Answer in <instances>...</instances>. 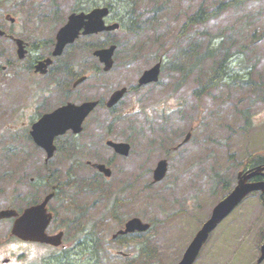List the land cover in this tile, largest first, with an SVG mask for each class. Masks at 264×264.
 <instances>
[{
	"label": "rangeland",
	"instance_id": "1",
	"mask_svg": "<svg viewBox=\"0 0 264 264\" xmlns=\"http://www.w3.org/2000/svg\"><path fill=\"white\" fill-rule=\"evenodd\" d=\"M107 1L97 0L100 3ZM146 1L132 0L142 12L146 9ZM220 1L167 2L171 9L161 13L166 15L165 19L159 20L157 35L153 36V39H159L142 48L126 50L129 47L125 41L133 36L125 26L98 39H81L68 47L54 64L69 59L73 73H85L89 77L78 88L72 89V83L79 77L72 76L63 94L57 98L46 97V104L54 105L60 100L81 103L89 98L107 99L115 89L130 88L113 111L101 106L88 117L79 136L66 138L71 140L69 144L63 141L64 149L72 151L73 157L61 150V163L50 169L55 159L50 163L45 161L47 155L29 139L30 125L23 121L25 114L32 113L36 102H42L43 98L35 93L37 89L32 82L38 81L37 87H43L47 81L33 73L20 72L18 68L30 65L34 56L41 52L44 56L51 52L52 45H43V42L55 41L76 2L77 6L96 2L0 0V22H4L6 14H11L18 17L21 29L26 27L23 18L32 15V2H38L40 6L43 2L48 12L55 11L58 6L61 10L59 15L39 27L31 23L27 31L22 29L19 36H24L30 43L29 48L32 45V53L33 45L42 42V48L32 57L30 52L24 60L17 59L12 41L0 40V209L23 208L58 186L59 193L51 202L52 208L57 210V219L51 229L67 224L66 247L75 243L76 234L81 230L92 232L101 241L97 242L101 247L94 250L74 249V252L85 254L70 255L67 260L50 251L43 258V248H37L32 258L23 256L20 259L17 254L16 258L20 260L14 261L15 256H11L10 251H24L25 247L17 243L0 244V264L5 256H11L12 261L8 264H23L25 260L30 264H176L182 258L215 204L235 186L242 167L251 157L264 156V0L249 1L241 12L232 9L207 23L183 28L188 15L201 6L212 10ZM118 3L112 13L115 20L127 17L121 10L130 6L127 0H118ZM247 11L261 13L260 20L250 31L242 28ZM217 33H225L223 47L197 64L185 81L184 73L167 64L157 84L134 87L142 71L157 60L172 61L179 43L191 42L202 51L211 45L220 47L221 39L215 37ZM116 41L125 44L116 50L112 70L107 73L99 70L101 63L92 55L95 44L107 46ZM90 42L94 43L92 50L86 46ZM227 52L228 66L224 68L223 80L203 92L202 85L213 76L214 67ZM196 61L195 55V59H185L184 64L189 68L195 66ZM10 62L17 68H10ZM1 65H8V68L2 70ZM169 110L171 113L166 114ZM37 117L31 114L30 118ZM189 131L190 140L176 149ZM107 139L130 141V155H117L106 145ZM22 148L28 153L26 159V154L20 155ZM166 157L169 160L167 175L154 182L153 171L159 160ZM87 161L109 162L112 176L105 179L96 174ZM68 169L74 180L65 184L64 171ZM85 180H98L99 183L91 185V191L79 193ZM228 182L231 189L228 185L225 187ZM116 199L119 203L114 210ZM135 216L153 223V227L142 235L113 239L112 234L121 224ZM10 225L9 220L0 221V241L8 236ZM263 242L264 204L254 192L212 232L195 264H256ZM120 250L129 255L124 258L116 253Z\"/></svg>",
	"mask_w": 264,
	"mask_h": 264
},
{
	"label": "water",
	"instance_id": "2",
	"mask_svg": "<svg viewBox=\"0 0 264 264\" xmlns=\"http://www.w3.org/2000/svg\"><path fill=\"white\" fill-rule=\"evenodd\" d=\"M104 12L107 9H102ZM102 10H95L92 14L84 16L83 14H74L71 16L70 21L65 25L57 35V45L54 51V54H60L63 51V48L68 42H72L78 36L80 29L86 27L84 33H89L93 31H99L104 28H115L117 25L104 26L103 21L101 20L102 15L98 14ZM93 18L90 22H85V17ZM100 17V20L98 19ZM97 18V19H94ZM0 34L2 32L0 31ZM116 46L113 45L109 48L96 50L95 54L100 57V60L103 61L106 66L105 69L108 70L113 65V54ZM25 51L20 48L19 56L24 57ZM44 64L40 63L38 69L42 70ZM160 72V64L152 67L145 71L144 75L141 77V83H147L158 79ZM124 89L116 91L108 102L109 106L114 105L119 101L123 96ZM96 102H87L81 106H76L69 104L65 107L59 108L52 114L47 115L41 121L35 124L34 131L32 132L36 141L46 148L51 155L54 147L52 146V137L53 134L46 135L44 130H53L56 132H64L67 128L71 127L75 131H81L82 122L85 117L90 113L94 108ZM57 129V130H56ZM48 136V137H47ZM113 145L119 153L128 154L130 145L128 143H114L112 141L108 142ZM96 166L105 171L106 174H110V169L106 168L105 165L96 164ZM167 169L166 160H162L157 169L155 170V180H161ZM264 174V166H257L253 169H250L245 172H240L238 175V182L234 189L220 200L213 209L211 217L203 224L201 229L197 232L193 241L188 246L187 250L184 253L182 260L178 264H193L195 259L198 256V253L202 246L207 241L210 233L217 227V225L228 216L232 210L252 191L260 190L264 194V179L252 181L251 179L255 176ZM50 199V195L40 204L34 205L26 208L23 213L20 215L16 210L6 209L0 211V219L6 217L16 216V220L13 226V234L31 240L38 241H48L53 244H59L61 242V236H47L45 233V227L48 221V214L46 211V203ZM150 227V223L143 222L140 218H133L126 223L125 230H121L120 233L134 232L136 230L145 231ZM264 259V245L262 246V255L259 258L258 262H261Z\"/></svg>",
	"mask_w": 264,
	"mask_h": 264
},
{
	"label": "trees",
	"instance_id": "3",
	"mask_svg": "<svg viewBox=\"0 0 264 264\" xmlns=\"http://www.w3.org/2000/svg\"><path fill=\"white\" fill-rule=\"evenodd\" d=\"M127 1H128V4L130 6L126 7V9H127V12L130 14V16L128 18V22H126V25H125L126 28L128 27V29L131 32L133 31L134 35H136V38L138 40L142 39L144 43L153 40V36L155 38L157 35V23L148 21V23L136 24L137 23L136 19L137 18L150 17L151 19L158 20L157 16H158V14H160V12L162 11L163 6L165 4H162L161 5L162 7L159 6V4L153 5L152 8L149 9L151 14L149 13V10H146V12L144 10V13H143L144 17H142L138 13L137 5H135L132 2V0H127ZM164 1L167 2L169 0H164ZM249 1H252V0H221L219 2V4L217 5V7L212 9V10L204 9V7L201 6L199 10H197L196 12H193L192 14L187 16V18L185 19V25L183 26V28H185L187 26V28L189 29L190 27H192L195 24L207 23V22L211 21L212 19L219 17L223 12H227V11L232 10V9H235V12H241V11H243V9L245 8V6L247 5V3ZM147 2H148V0L146 1V4H145L146 6H148V4H149V2L148 3ZM145 5H144V7H145ZM146 8L148 9V7H146ZM260 15H261L260 12H252V11L245 12L242 28L245 29L246 31H250L253 28V24L255 22L258 23V21L260 20ZM145 19H149V18H145ZM146 28L148 30L145 31ZM182 31L184 32V29H182ZM220 34L221 33L215 34L216 38L221 39L220 40V47H218L216 45H211V46H208L203 51H202V49L197 50V45L196 44L193 45V44H191V42H189V43L187 42L185 44L179 43L177 45V49H176L175 54H174V59L172 61H169L168 64H172L174 70H180L182 73H184V80L183 81H185L187 76L193 71V69L197 66V64H200L205 58L207 59L210 55L217 54L218 51L223 47L225 33H223L221 35ZM158 39H155V40H158ZM138 40H136V42ZM0 43H1V41H0ZM211 44H212V42H211ZM195 55L197 56V61H196L195 66H191L188 68V66H186V64H184L185 59H188V58L195 59ZM228 58H229V52H227L226 57L223 58L214 67L213 76L209 79V81L202 85V91L203 92L209 86H213L216 84V82L223 80V75H224V73H226V71H224V68L228 63ZM190 63H191V60H190ZM260 163H264V156L258 155V156H256V158L251 157L249 159L248 164L245 165V168H248V167H251L253 165L260 164ZM262 178H264V177H257L256 179H262ZM229 183L230 182H228L225 187H227V185ZM229 187L230 186L228 185L227 188H229ZM229 189H231V188H229ZM228 191H230V190H228ZM78 240L79 241H90V238L88 235H85L82 237L79 236ZM93 240L98 241L99 239L97 237H94ZM63 257L66 260L68 259V252L65 250L63 252Z\"/></svg>",
	"mask_w": 264,
	"mask_h": 264
},
{
	"label": "flooded vegetation",
	"instance_id": "4",
	"mask_svg": "<svg viewBox=\"0 0 264 264\" xmlns=\"http://www.w3.org/2000/svg\"><path fill=\"white\" fill-rule=\"evenodd\" d=\"M75 6H77V2L75 3ZM68 16L66 17L67 20H68ZM48 20H49L48 17L26 18V24L29 25L30 22H32V21H34V22H47ZM9 22L10 23L7 26H5V28L8 29L9 32H8V35H6L4 38L2 37L3 41L7 42V41L11 40V41L16 42L15 41L16 37H20L18 35L21 33L20 32V26H19L20 24L18 23V21L16 19H14L12 22L11 21H9ZM27 29L28 28H26L25 30H27ZM88 36H91V35H88ZM33 47L35 50L39 49L38 44L33 45ZM30 48L32 50V45L30 46ZM51 54H52V50H51V52H48L47 54H45L47 56H44V54H42V53L37 54L36 56H34V59L31 63L32 65L30 67H32V66L34 67L38 61H40L41 59H44L45 57L50 56ZM61 56L54 57V61L61 58ZM65 62H68V60H66ZM63 63L64 62H62V64H61V61H60V64H58V65L54 64V65L49 66L48 71L44 74H41V73L36 72L34 70L31 71V69L30 70L25 69L26 72L33 73V75L37 76V78H40V79L46 78V81H47L45 86L43 85V87H37V85L40 84V82H38V81L32 82V84L34 85L33 87L37 89V91L35 93L40 94L43 98H42V102H36V105H34V107L32 108V113L25 114L26 116L24 117L23 121H26L30 125V129L28 131L29 134H30V131H31V128H32L34 122H36L38 119H40V117L44 116L45 114L53 112L62 104L61 100L57 104H54V105L46 104L44 101H45L46 97H48V96L49 97L52 96L54 98H57L60 94H63L64 88L67 87L69 81L71 80L70 78H68L66 76L64 77ZM48 79H50V82H48ZM46 105H47V108L45 109ZM42 108H44V110H42ZM31 114H36L38 116L37 117L38 119L36 118L37 120L36 119L32 120L30 118ZM69 134L72 135L71 132H68L65 136L56 135V137L54 139V143L56 144L57 148L54 152V155L50 158L46 157V159H45V161L48 163L53 162L54 159H55V162L52 163L50 166L48 164L44 163L45 168H47V166H49L51 169L52 165H54V164L57 165V164L61 163V161H62V159H61L62 155H60L61 150H62L63 154H64V152H66V153L72 152V151H68L66 148L64 149V145H63V139L64 138L76 137L75 135L69 136ZM32 142L34 143L33 139H32ZM38 148L46 154V150L44 148H41V147H38ZM72 157H73V154H70V158H72ZM49 167L47 169H49ZM58 167H60V165ZM60 230H62V229L61 228L57 229L51 233H56ZM25 244H27V250H29L28 254H30V255L32 254L33 249H37V247H35L37 245L49 247V248L54 249V250L62 248V246L54 247V246L49 245V244H42V243L39 244L36 242H26Z\"/></svg>",
	"mask_w": 264,
	"mask_h": 264
},
{
	"label": "bare ground",
	"instance_id": "5",
	"mask_svg": "<svg viewBox=\"0 0 264 264\" xmlns=\"http://www.w3.org/2000/svg\"><path fill=\"white\" fill-rule=\"evenodd\" d=\"M162 7V6H161ZM155 10V9H154ZM158 14V13H157ZM124 17V16H123ZM151 22V21H150ZM133 27V26H132ZM140 28V27H139Z\"/></svg>",
	"mask_w": 264,
	"mask_h": 264
}]
</instances>
